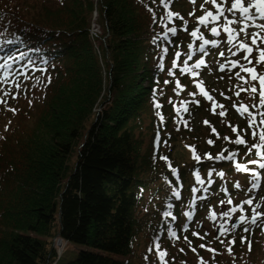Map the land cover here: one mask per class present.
<instances>
[{"label": "trees", "instance_id": "1", "mask_svg": "<svg viewBox=\"0 0 264 264\" xmlns=\"http://www.w3.org/2000/svg\"><path fill=\"white\" fill-rule=\"evenodd\" d=\"M201 1L196 0V8L189 12V0H172L167 9L188 22L185 31L178 18H173L172 25L168 23L160 0H100L106 31L101 64L106 68L107 92L99 103L103 106L110 102L112 92L115 95L106 111L93 115L91 109L100 96L102 79L87 36L85 16L91 11V3L0 0V57L10 74L8 83L0 85V97L3 90L14 89V81L24 80L25 74L49 73L45 87L34 98L28 96L30 93L16 99L4 97L8 107L13 103L15 112L0 116V125L6 121V129L0 134V264H49L55 258L50 240L56 236L84 248L67 264H159L153 254L157 242L160 250L170 252L167 259L174 261L171 243L184 245L185 236L194 240L191 230L181 231L184 213L192 211L195 216L213 195L222 196L221 189L233 190L229 180L236 171L233 161L215 157L221 152L225 156L236 152L239 158L248 148L222 142L224 132L219 128H228L226 134L234 140L236 133L229 125L236 126L247 145H252L255 141L247 129V117L235 110L229 117H220L217 111L212 114V101L201 97L196 88V83L203 81L209 95L210 90L220 89L210 75H203L205 67L195 70V78L179 71L199 45L190 33L196 28L199 33L204 30L197 23L204 14ZM205 8L213 9L210 3ZM193 11L195 15L190 16ZM171 27L178 29L176 36L167 31ZM176 52L181 53L178 60ZM195 60L192 56L189 66ZM169 70L173 76L168 75ZM177 79L186 88L184 99L190 100L189 112L183 115L187 114L189 122L195 119L194 131L171 125L174 114L168 103L181 97V92L177 95L171 88ZM192 92L196 97L189 95ZM170 97L171 102H166ZM194 99L200 101L199 106L191 103ZM157 103L160 109L155 107ZM37 117L35 129L27 130V123ZM198 127L206 129L205 134L186 143L184 155L177 152L181 134L198 132ZM13 141L14 156L8 152ZM192 149L201 158L199 162L193 159ZM173 169L177 175H171ZM196 171L204 184L195 183ZM217 172L225 176L221 178ZM241 179L244 183L249 180L247 176ZM174 191L179 192L178 198ZM165 212L176 219L165 217ZM169 228L176 231L178 239L168 238ZM258 246L252 241L251 251L249 246L240 250L252 259L260 251ZM226 261L234 264L236 260Z\"/></svg>", "mask_w": 264, "mask_h": 264}, {"label": "snow or ice", "instance_id": "2", "mask_svg": "<svg viewBox=\"0 0 264 264\" xmlns=\"http://www.w3.org/2000/svg\"><path fill=\"white\" fill-rule=\"evenodd\" d=\"M161 4L165 8V16L167 18V21L169 23L172 22L173 18H178L183 21V30H187V24L188 22L184 20L183 17L180 16L179 13H174L169 9L170 4L172 0H160ZM190 3L195 5L196 0H189ZM211 3L213 8L215 9V13L213 11H210L205 8L206 4ZM228 5V0H204V3L200 5V8L202 12L204 13L202 16L197 18V23L199 25H202L204 27H207L209 23H211L213 26L210 29L211 35L213 37H219L221 35V32L218 30V27L216 26L218 22L221 21V18H223V23L220 24V28H222L223 32L227 34L226 42L229 45L228 47V53L229 56L225 57V53L223 51L219 52V57L225 58L226 63H218L219 71L224 72L226 69L230 73L229 78L231 79V73L233 69L239 68V71L235 72V78L239 81V83L234 86V95L239 98L241 96V93H246L250 99L253 101H258L253 103L252 105H246L242 102L237 104L233 103V108L239 113L242 117H247L248 124L247 129L251 130V136L253 141L252 145H247L246 140L239 134L238 128L236 126L229 125L231 128V131L233 133H236V139L235 140H229V137L225 136L223 139L225 141H229L235 145H244L248 148V152L245 153V155L252 154V149H255V156L259 157V160L252 159L249 161L250 164L256 165L259 169L264 170V73L258 72L257 68L261 65H264V47L261 45H264V0H249L247 5L245 4V0H231L230 6ZM190 16H194L195 12L189 13ZM165 16H162L161 23L164 22ZM231 17V18H230ZM261 21V22H257ZM232 25H238V30L236 28L231 27ZM249 29H255L253 31H249ZM172 34V36L177 35L178 29L176 27H171L167 30ZM200 32L199 28H196L193 30L190 35L191 37L202 41L200 43L198 51L201 54H205L207 52V46L211 45L212 48L218 47L217 40H209L205 39L203 35H198ZM241 34L243 35V39H241ZM165 39H167V34L165 35ZM189 50L192 49V44L188 45ZM235 49V50H233ZM164 54H167L168 49L164 48L162 49ZM256 53V56H253V53ZM240 53H243L244 55L241 57L240 60H232L231 57L238 56ZM181 53L176 52L175 56L177 60L179 59ZM192 60V56L188 55L187 59L183 61V67H180L179 71L181 74H190L192 77L198 76V72L195 71L197 69H201L202 66L206 67V62L203 58L198 59L195 63L191 64L189 66V61ZM243 61V62H242ZM47 63V61H45ZM230 65V67H229ZM5 65H0V67H4ZM173 68L177 66L176 60L173 61L172 64ZM159 68L162 71L164 69V65L161 62L159 64ZM242 73L244 75H242ZM169 76H173L174 73L169 70L168 72ZM25 79H30L25 74ZM2 83L7 84L8 83V73H4V80ZM165 84H168L169 81L165 80ZM14 86L17 92L23 90L27 91V89L22 88V84L19 80L14 81ZM246 86V87H245ZM175 88L177 95H179L180 91H183V88L181 87V84L179 80L177 79L175 81ZM196 88L199 90V95L203 97L206 101H212L211 104V112L212 114H217L216 109H223V104H218L213 100V97L209 95L207 91H205L203 87V81H200L196 83ZM230 91H233V89H230ZM11 93V90H3V96L0 97V103L6 104L7 101L4 99V97H8ZM190 96L196 97L197 93L192 92L189 93ZM221 96H224L225 99H231V97L225 96L223 92L220 93ZM13 99H16V96H12ZM171 102V101H170ZM31 101H29V105L31 106ZM191 103H194L196 106H199L200 101L199 100H192ZM189 101H181L180 106L176 107V116L178 118V123L183 122L185 127H187V121L183 120V114L189 112L188 107ZM155 107L157 109H160L162 106L157 103L155 104ZM253 109L255 111H253ZM9 111L15 112V109H8ZM220 117H225L226 112L220 111L218 113ZM257 117H259V120L257 121ZM161 122H163L164 117H160ZM204 123L207 125L209 122L207 120L204 121ZM179 130V129H177ZM245 134L247 133V130H244ZM212 132L216 133V129L212 128ZM217 137L219 138L218 134ZM156 143L159 144V135L156 137ZM166 143V142H165ZM207 143L209 145L213 144L212 140H208ZM193 151V159L197 162L200 161V157L195 154L194 149ZM224 151H228L225 149ZM237 156L236 152H229L227 156L224 155L223 152H221L219 155L215 157L217 160H228L233 161L235 160ZM162 159H167V157H162ZM207 159L211 160L213 157L211 155H207ZM235 170L240 173H249L252 177V189H257L260 187V178L261 174L257 171L251 170L247 164L242 163H235ZM176 170L173 169V172ZM196 176L197 183L204 184V181L201 180L200 174L198 171L194 173ZM209 176L212 175V173H208ZM217 175L223 178L225 176L224 172H217ZM211 183V181H209ZM235 188L240 189L241 185L239 183L235 184ZM195 191V190H194ZM225 192V195L228 196L227 189H223ZM251 191V189H249ZM174 195L179 196V193H174ZM220 204L223 206L225 204L232 205L233 201L231 197L229 196L227 200H221ZM245 205L249 206L251 208V215L248 216L245 214L246 209ZM191 207V205H190ZM261 208L260 204H256L253 206V199L248 198L245 199L241 204L233 206L228 208L225 211H222L219 214V217L216 212L211 211L209 212V215L207 219L210 221H221L218 224V235L215 237V239H220V237H223L226 235V233H235L237 229H240L243 225L242 231L244 233H250L252 226L262 227L264 226V212L258 211V209ZM240 213V215L237 217L236 221L234 223H231L230 227L228 225V221L232 220V217L234 214ZM184 215L188 218L189 221L192 220L193 212L189 211L184 213ZM165 217H171L173 220L176 219L175 216L172 215L171 212H165ZM188 230V226L184 225V231ZM193 236L198 237L199 239L203 240L205 236L208 235V233H205V236H200L198 232H193ZM168 238L169 239H178L176 231L172 230L171 228L168 229ZM185 241L188 243L189 247L193 252L196 251L195 248L191 247V241L187 239L185 236ZM245 241L248 242L249 251H251V241L247 240L246 236H241V243L243 244ZM220 242L223 244L224 241L220 240ZM229 245L235 244V239L228 241ZM158 258L160 260V264H167L165 261V257L167 256V252L160 250V244L157 242L154 245ZM200 248L205 249L206 251L213 254V256L218 255L219 253L216 252L215 249L207 247L205 244H200ZM229 255L232 254V247L226 248ZM180 251H183L181 249ZM200 264H206L205 261L201 258Z\"/></svg>", "mask_w": 264, "mask_h": 264}, {"label": "rangeland", "instance_id": "3", "mask_svg": "<svg viewBox=\"0 0 264 264\" xmlns=\"http://www.w3.org/2000/svg\"><path fill=\"white\" fill-rule=\"evenodd\" d=\"M91 5V11L89 12V14L87 13L85 18H86V22H87V36H88V40L94 50V53L96 55V57L98 58L99 64L101 66V79H102V87H101V93L100 96L98 97L97 101L95 102V104L93 105L91 112L93 115H95L94 113L96 112H102V111H106L107 108L110 106L111 101L113 100L112 96L115 95V92H112L110 97V102L104 104L103 106H101V104L99 102H101L105 96H106V82H105V70L104 67L101 64V48L104 45L103 40L106 37V31H105V27H104V21L101 17V11H102V6L100 5V0H88ZM249 2V0H245V4L247 5V3ZM200 3H204V0H202ZM231 1H229L228 6H230ZM196 8V5H193L192 3L189 2V6H187V10L188 12L190 11L189 9H193ZM61 14L66 18V14L62 13ZM231 18V17H230ZM257 22H261V21H257ZM213 25L211 23H209V28L211 29ZM218 27V25H216ZM231 27L236 28L238 30V25H232ZM94 29V30H93ZM210 29H208L206 32V35H203L205 39H215L218 42V47L215 48V51L213 52V54H208L206 55L204 58L206 59V65L207 67H205L206 69L203 71V75H210L211 81L214 82H218V87L220 88L218 90L215 91H209L211 93V96L213 97V100L218 103V104H223L224 108L223 109H219L217 108L216 111L220 112V111H225L226 112V116L229 117L230 114L232 113L233 110H235L233 108V103H244L246 105H252L253 103L258 101V97H257V101H253L252 99H250L248 97V95L246 93H241V96L239 98H237L234 95V86H236L239 81L235 78V72L234 70H232L233 74L231 73L232 78L230 79V73L228 72V70L226 69L224 72L219 71L218 68V63H226L225 58H221L219 57V52L223 51L225 53V57L229 56L228 53V47L229 45L226 42L227 39V34L223 32L222 38H215V37H208L210 35ZM92 30V32H90ZM255 29H249V31H253ZM264 35V34H262ZM241 39H243V35L241 34ZM262 47H264V45H261ZM235 50V49H233ZM255 53V52H254ZM243 53H240L238 56L235 57H231L232 60H240L241 57L243 56ZM201 59V58H200ZM243 62V61H242ZM230 67V65H229ZM239 71V69H238ZM258 72H262L264 73V65H261L257 68ZM237 72V71H236ZM48 75L49 73L46 72H36L35 74H28L27 76L30 77V79H24V80H19L22 84V88L23 89H27V91H19L17 92V90L11 89V93L8 96V98L12 99V96L15 95L16 97L20 96H24V97H28V96H32L33 98L36 95H39L43 88L45 87V84L47 83L48 80ZM242 75H244L242 73ZM200 78V77H199ZM203 78V76L201 77V79ZM206 79V77H205ZM171 88L173 89L172 91H176L175 88V82L171 84ZM183 88V91L181 92V97L176 100L174 103H168L170 105L171 108V113L174 115H171V125L173 124V126L175 128H179L180 130H182V126L184 127V123L181 122H177L178 118L176 116V107L180 106V102L183 101H190L189 99H184L186 97H183V94L186 92L185 91V86H181ZM246 87V86H245ZM230 89H233V91H230ZM223 92L225 94V96L231 97V99H225L224 96H221L220 93ZM27 93H30V95L26 96ZM25 94V95H24ZM176 97V96H175ZM189 98V96H187ZM170 100H172V97H170L169 99H167L166 102H170ZM190 103V102H189ZM188 106L190 107V105L188 104ZM211 108V105H210ZM1 111H0V116H4V115H13V114H8L11 113V111H9L8 109H15L13 103L10 107L7 106V103L4 104L3 108L2 106L0 107ZM236 111V110H235ZM253 111H255L253 109ZM262 111H264V109H262ZM13 113V112H12ZM185 114V113H184ZM187 115V114H186ZM186 115H183V120H187L188 118L185 117ZM11 116H9L10 119ZM39 117V116H38ZM38 117L33 121H31L30 123H27L26 128L27 130H34L35 129V123L37 122ZM229 118H227L228 120ZM257 119H259V117H257ZM90 120V118H89ZM89 120L83 123V129L81 130V133H83L86 129V127L89 125ZM226 122V121H225ZM6 121L3 122V124L0 125V134L4 133L5 129H6ZM195 123V119L193 122H189L187 123V127L189 129H192V131H194V129L197 127L196 123ZM221 125V124H220ZM197 129H200L199 127ZM209 129V128H208ZM184 130V129H183ZM219 130H223V135L220 137V139H222V142H225V140L223 139L225 136H228V134H226L228 131V128L221 127L219 128ZM185 131V130H184ZM210 131V129H209ZM206 129H200L198 132L195 130L194 133L190 132L187 134H181L182 138H179V144H176L175 146V150L177 152H179L180 154L184 155L185 154V145H187L186 143L189 142H194L195 138L196 140L199 139L201 136H203V134H205ZM213 133V132H212ZM248 134L250 135V133L248 132ZM248 135V136H249ZM216 136V135H215ZM213 136V137H215ZM233 136V135H232ZM229 137V136H228ZM181 140V141H180ZM235 140V137H234ZM14 142L9 146L10 143H8L5 147L4 150L7 149V147L9 146L8 152H10V154H12L13 156L16 155V150H15V146H14ZM180 144H182V146H180ZM190 146V145H189ZM189 148V147H188ZM76 149V148H75ZM74 149V152L76 151ZM248 150V149H247ZM255 149H252V151ZM73 152V154L75 155V153ZM246 152H244L238 159L237 163H242V164H247L248 167L251 170H255L258 169L257 171H259V173L262 174V179L260 181L261 182V186L258 189H252V179L248 178L249 180L247 182H243V180L241 179L243 176L244 178L248 175L251 176L249 173H240L237 171L232 172V174L229 176V180H231L233 182V190L230 192V194L228 196H219L218 194L213 195L207 203L204 206V208L202 210H200L197 213L196 218L194 219L193 224L191 225V236L194 237L191 241V247L195 248L196 251L193 252L191 250V248L189 247L188 243L185 242L184 245H176L175 243H171V249H172V253L173 255H175V260L174 261H170L169 259H167V257H169L170 252H168V249L163 248V250L161 251H165L167 252V256L165 257V261L167 262V264H200V260L201 258L203 259V261L206 262V264H227V259H232V260H236L235 262H233L234 264H264V226L262 227H257V226H252L251 227V232L250 233H244L242 231L243 229V225L241 226L240 229H237L235 231V233H226L225 236L220 237V239H215V237L217 236V228H218V224L221 222L219 221V219L217 221H210L209 219H207L210 210L214 211L217 213L218 217L219 214L222 211L227 210L230 207L236 206L241 204L245 199L251 198L253 199V206H255L256 204H260L261 208L258 209V211L264 212V170L259 169L256 165H252L249 163L250 160L252 159H256L254 156H249L246 157L245 155ZM75 160L74 156L71 158V162L73 163ZM239 183L241 185L240 189L235 188V184ZM260 183V182H259ZM249 189H251V191H249ZM231 197L233 204L232 205H221L220 201L221 200H227L228 197ZM263 196V197H262ZM245 209L246 212L245 214L250 216L251 215V208L247 205H245ZM240 215V213H236L233 215L232 220L228 221V225L230 227L231 223H234L237 219V217ZM198 232L200 236H205V233H208L207 236H205V238L203 240L199 239L196 236H193L192 233L193 232ZM246 236L247 240H250L251 242L253 241L256 245H259L258 247L260 248V251L253 256L252 259H249L246 255V253L241 252L242 250L244 251V249H248V242L245 241L243 244L241 243V236ZM235 239V244L234 245H229L228 241ZM56 238H53L50 240L51 242V247L52 249L56 252L57 251V247L54 246V240ZM197 240V241H195ZM220 240H223L224 243L222 244L220 242ZM200 244H205L207 247L213 248L216 250L217 253H219L218 255L213 256L212 253L206 251L205 249H202L199 247ZM241 246V248H240ZM227 247H232V251L233 250H239L238 253H232L231 255L228 254L226 248ZM181 249H183V251H180ZM242 249V250H240ZM79 250H83L81 247L78 246H74V245H69L67 244L65 246L64 251L61 254L60 259L58 260L57 264H67L68 262L74 260L76 258L77 252ZM175 252H177V254H175ZM138 254L140 256V258L143 260L142 257V249H140L138 251ZM154 257L156 258L157 262H160L159 258H158V254L156 249H154ZM153 258V257H152ZM154 258V259H155ZM120 260H125L123 258H120ZM139 260V259H138ZM138 260H136V262H138ZM251 260H253L251 262ZM215 261V262H214ZM172 262V263H171Z\"/></svg>", "mask_w": 264, "mask_h": 264}, {"label": "bare ground", "instance_id": "4", "mask_svg": "<svg viewBox=\"0 0 264 264\" xmlns=\"http://www.w3.org/2000/svg\"><path fill=\"white\" fill-rule=\"evenodd\" d=\"M65 244H66L65 241H62L60 239H55L54 240V246L57 247L58 251L62 250L65 247Z\"/></svg>", "mask_w": 264, "mask_h": 264}, {"label": "built area", "instance_id": "5", "mask_svg": "<svg viewBox=\"0 0 264 264\" xmlns=\"http://www.w3.org/2000/svg\"><path fill=\"white\" fill-rule=\"evenodd\" d=\"M93 30H94V29H93ZM90 32H92V30H91ZM62 251H63V249H62V250H59V251H58V249H57V257L60 256V254L62 253Z\"/></svg>", "mask_w": 264, "mask_h": 264}]
</instances>
